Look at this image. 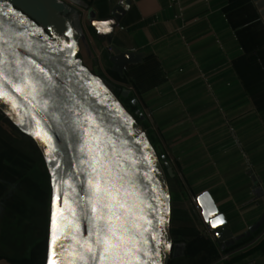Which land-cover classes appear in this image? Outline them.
<instances>
[{
  "label": "crops",
  "instance_id": "0c3cea01",
  "mask_svg": "<svg viewBox=\"0 0 264 264\" xmlns=\"http://www.w3.org/2000/svg\"><path fill=\"white\" fill-rule=\"evenodd\" d=\"M57 1L76 56L128 91L120 96L172 169L168 264H264V225L243 239L264 213V20L254 0H131L110 42L82 4L104 22L122 0ZM114 46L135 56L122 73ZM204 192L238 239L225 250L203 220Z\"/></svg>",
  "mask_w": 264,
  "mask_h": 264
},
{
  "label": "water",
  "instance_id": "95a60500",
  "mask_svg": "<svg viewBox=\"0 0 264 264\" xmlns=\"http://www.w3.org/2000/svg\"><path fill=\"white\" fill-rule=\"evenodd\" d=\"M130 2L131 0H122L119 3L112 11L111 17L104 21L108 22V27L114 29L129 8ZM254 2L264 20V0H254ZM82 6L87 8V18L91 20L93 26L100 33H107L99 30L104 22L96 20L93 9L85 4ZM9 9L12 11L8 16H4L3 13ZM64 11L57 0H0V69L16 84L24 83V78L27 76L33 80L39 78L44 85V91L38 98L37 108L33 109L25 98L28 95L27 88L24 93H19L12 84L7 83V80H0L4 91L12 95L19 105L14 110L11 103L1 99L7 109L2 106L0 108L17 127L37 141L47 160L51 178L55 165H60L55 169V184L61 196L60 207H63V194L68 192V199L77 209L82 223H86L83 212L87 208L90 215V207H87L85 200L82 199L85 193L80 190L82 182L86 188L87 175L84 170L87 169V164L81 161L87 157L80 151L79 145L83 143V126L87 123L85 116L91 113L96 123L115 141L117 149L139 162L136 166V188L142 193L145 213L152 221L150 230L145 234L149 255H142V259L146 260L147 264H168L171 249L168 245H171V238L167 175L172 174V169L168 163L161 162L146 131L127 110L120 97H116L104 81L93 74L76 56L75 45L73 48L67 47L72 43L70 36L66 35L68 25L62 17ZM36 28L41 30L39 34L35 32ZM111 31L107 35L108 42L111 40ZM112 49L110 60L114 64L113 69L122 73L125 66L134 61L135 56L132 53L121 52L115 46ZM73 52L75 55L71 54ZM30 60L40 64L48 75L39 73L35 65L29 63ZM121 96L127 97L128 91H123ZM44 100L48 101L46 108L42 107ZM33 115L41 120L44 130L52 136L50 154L48 146L31 135L36 127ZM125 140L128 141L126 145L122 144ZM136 141L140 143L137 144ZM145 143L148 145L147 148L144 147ZM127 149H131V153H128ZM145 156L151 159V165L144 159ZM144 172H148L151 179L145 177ZM63 181H69L76 191L74 192L72 187ZM54 191L53 189V194ZM197 203L217 246L225 250L227 246L233 245L232 242L238 239L234 238L225 217L218 211L210 194L202 193L197 197ZM148 204L152 205L151 209L147 207ZM205 213H208L207 219ZM161 217L165 221L164 224L160 223ZM218 217H222L224 222L213 229L209 221ZM263 225L264 213L245 232L243 239L250 238ZM153 235L160 240L159 256L156 255V240L152 239ZM72 243L70 238L58 239L54 249L56 253L54 259H63L61 254L65 253ZM50 250H52L51 236L48 254Z\"/></svg>",
  "mask_w": 264,
  "mask_h": 264
},
{
  "label": "snow or ice",
  "instance_id": "6c2138e0",
  "mask_svg": "<svg viewBox=\"0 0 264 264\" xmlns=\"http://www.w3.org/2000/svg\"><path fill=\"white\" fill-rule=\"evenodd\" d=\"M10 11L12 10L4 12V16H8ZM99 30L110 32L112 29L108 27V22H104ZM40 31L39 28L35 29L37 34ZM68 35L70 36L71 32ZM67 47L73 48L74 44ZM71 54L75 55L74 52ZM29 63L35 65L39 73L48 75L35 60H30ZM22 71L27 70L22 69ZM0 80H7V83L12 84L15 91L19 93H24L27 88L28 95L25 98L33 109L37 108L38 98L44 91V85L39 78L33 80L25 76L24 83L16 84L0 69ZM0 99L11 103L14 110L19 107L16 99L4 91L3 85H0ZM47 104L48 101L44 100L42 107L46 108ZM32 118L35 120L36 127L31 135L47 145L50 154L52 136L44 130L40 119H37L35 115ZM85 121L87 123L83 126V143L79 145V148L87 157L81 161L87 164V169L84 170L87 179L86 188L82 182L80 190L85 193L82 199L85 200L87 207H90V215L86 208L83 212L86 223H82L77 209L68 199V192L63 194V207H60V190L55 184V169L60 165L56 164L51 178L55 191L50 200L49 228L52 250L48 254V264H147V261L142 259V255H149L145 234L150 230L152 221L145 213V200L142 193L136 188V166L139 162L117 149L115 141L105 133L103 127L96 123L91 113L85 116ZM127 143L126 140L122 141L124 145ZM136 143L139 144L140 141ZM144 147H148L147 143ZM126 151L131 153L132 150ZM144 159L151 165L152 161L149 157L145 156ZM143 175L151 179L148 172H144ZM63 183L72 187L74 192L76 191L69 181H63ZM147 207L151 209L152 205L148 204ZM201 207H203L202 202ZM207 216L208 213H205L206 219ZM223 222V218L218 217L211 219L209 224L215 229ZM160 223H165L162 217ZM62 237L70 238L73 243L69 245L65 253L61 254L63 259L56 260L54 249L58 239ZM152 239L156 240V255L159 256L160 240L156 235H153ZM168 247L171 245L169 244Z\"/></svg>",
  "mask_w": 264,
  "mask_h": 264
},
{
  "label": "trees",
  "instance_id": "16d2710c",
  "mask_svg": "<svg viewBox=\"0 0 264 264\" xmlns=\"http://www.w3.org/2000/svg\"><path fill=\"white\" fill-rule=\"evenodd\" d=\"M103 78H105L108 87L115 94H118L127 110H130L127 102L120 96L121 90L119 86L106 77ZM23 136L20 129L0 112V187L3 189L9 188L8 186L13 187L5 180L6 175H10L15 181L14 183L29 184L34 191H39V181L33 175L27 176L28 164L23 159L24 156H27L24 153V151L27 153L26 147H28L29 152H34L38 147L31 138L26 136L24 138ZM30 226V224L25 222L22 215H19L6 204H0V260H4L3 256L7 255V249H10L12 252L25 256L24 259H29L30 257L33 260V264H45L46 236L42 237L31 250L28 251L26 248V233L31 228ZM26 261L22 260V262H19L24 264Z\"/></svg>",
  "mask_w": 264,
  "mask_h": 264
},
{
  "label": "rangeland",
  "instance_id": "374dc122",
  "mask_svg": "<svg viewBox=\"0 0 264 264\" xmlns=\"http://www.w3.org/2000/svg\"><path fill=\"white\" fill-rule=\"evenodd\" d=\"M99 77L104 81L105 85L108 86L105 82V78H103L102 76ZM107 79H109V77H107ZM113 94L116 97H119L118 94H115L114 92ZM128 111L132 114V116L136 119V121L142 126V124L139 122L138 118L134 115V113L131 110ZM0 112L4 117H6L12 122V120L7 116V114L1 108H0ZM20 131L23 133L24 138L26 137L31 138L38 147L34 152L33 151L29 152L28 147H26L25 149L27 153L25 151L24 153L27 156H24L23 159L25 160V163L28 164L27 176L33 175L35 179L39 181L38 185L40 189L39 191L38 190L34 191L29 184L14 183L15 181L13 180V178L10 177V175H6L5 180H7V182L10 185H12L15 189L13 187L11 188V186H8L9 188L6 187L4 189L0 187V204L4 203L8 207H11L19 215H22L26 223L31 225L30 226L31 228L28 229L26 233V248L28 251L34 248V246L38 243L39 240H41L42 237L45 236L47 237V250H46V261H45V264H47V255H48V248L50 241V228H49L50 200L53 195L51 174L45 155L42 152L41 148L39 147L37 141L29 134L23 132L21 129ZM24 142L27 143L26 141ZM18 182H20V180H18ZM3 257L11 264H23L19 262V261L22 262V260L24 261L27 260L24 264H33V260H31L29 256H28L29 259H24L25 256L17 252H12L10 249H7V255H4Z\"/></svg>",
  "mask_w": 264,
  "mask_h": 264
},
{
  "label": "built area",
  "instance_id": "2783aa9c",
  "mask_svg": "<svg viewBox=\"0 0 264 264\" xmlns=\"http://www.w3.org/2000/svg\"><path fill=\"white\" fill-rule=\"evenodd\" d=\"M108 51H109L110 53H112V52H113V49H112L111 47H108ZM229 255H230V254L224 255V256L222 257V260L228 259Z\"/></svg>",
  "mask_w": 264,
  "mask_h": 264
},
{
  "label": "bare ground",
  "instance_id": "6f19581e",
  "mask_svg": "<svg viewBox=\"0 0 264 264\" xmlns=\"http://www.w3.org/2000/svg\"><path fill=\"white\" fill-rule=\"evenodd\" d=\"M0 106H2V107H4L5 109H7L6 108V106H5V103L0 99ZM58 252V251H57Z\"/></svg>",
  "mask_w": 264,
  "mask_h": 264
}]
</instances>
